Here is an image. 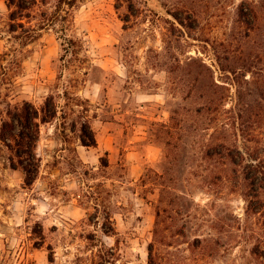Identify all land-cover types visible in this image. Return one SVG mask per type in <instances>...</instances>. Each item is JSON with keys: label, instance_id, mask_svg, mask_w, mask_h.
<instances>
[{"label": "rangeland", "instance_id": "374dc122", "mask_svg": "<svg viewBox=\"0 0 264 264\" xmlns=\"http://www.w3.org/2000/svg\"><path fill=\"white\" fill-rule=\"evenodd\" d=\"M37 1V14L58 2ZM242 1L79 0L66 35L83 50L66 57L53 29L40 32L9 101L40 107L58 94L62 71L69 97L82 103L61 100L66 144L59 122L42 127L31 188L0 144V264H148L156 226V264H264V29L238 22ZM8 16L2 0L0 55L10 44ZM193 60L226 95L214 115L195 114L204 75ZM82 116L96 147H82L70 130ZM170 138L180 141L167 160ZM217 144L235 163L220 147L207 151ZM74 149L96 171L109 153L110 167L89 185L105 189H79ZM82 193L101 195L112 227L90 221Z\"/></svg>", "mask_w": 264, "mask_h": 264}, {"label": "trees", "instance_id": "16d2710c", "mask_svg": "<svg viewBox=\"0 0 264 264\" xmlns=\"http://www.w3.org/2000/svg\"><path fill=\"white\" fill-rule=\"evenodd\" d=\"M78 1L58 0L53 13L41 12L37 14V0H4L9 11L8 32L11 38L9 39V46L0 55V105H4V107L0 106V144L9 153L8 162L10 168L20 170L23 173L26 188H31L36 183L41 172L42 160L38 156L37 148L41 139L42 127L59 122V129L62 135L61 141L66 144L67 135L65 127L70 115L63 111L61 100L68 99V102L72 101L76 107L81 106L79 103H82V100L78 96L69 97L70 94L66 85L64 83L62 84L64 78L62 71L58 75V94L56 96L54 94L47 96L40 107H37L28 100L12 103L9 101V98L11 97V93L17 89V74L22 70L24 60L29 57L30 50H28V46L39 38L42 30L53 29L55 31L60 40L64 57L67 55H76L78 53L77 51L83 50V44L80 40L70 38L66 35L69 9L74 8ZM65 7H67V10L64 9ZM237 14L238 22L246 30H251L256 33L264 29V0L242 1L238 6ZM174 17L177 21L182 22L177 16ZM190 64H198L199 74L204 75V81L202 80L200 88L196 92V98L201 103L195 109V114L200 116L201 113L206 115L218 113L219 108L226 99V95L221 91L223 88L213 81L212 70L205 63L193 60ZM243 67H245V64ZM228 69L223 70L231 72ZM71 111L74 112L72 109ZM87 112L85 110L83 114ZM171 119L176 131H182L184 126L179 120H175L173 113ZM70 130L72 133H77L79 143L82 147L91 148L97 146L95 133L91 128L88 116H82L79 121H74ZM178 141H180L178 138H170V140L165 142V146L168 148L167 160L173 159L169 153H172V150L178 149ZM216 147H220L224 151L226 150L227 158L232 163H235L234 157L230 154L231 151L229 148H226L225 144L208 146L207 151ZM74 155L76 164L72 167V174L79 183V189L84 191L83 186L90 190L94 187L105 189L103 182H98L93 186L89 185L90 182L98 180L101 170H107L110 167L107 159L109 153L106 152L104 157L100 159L101 169L98 171L94 170V168L87 167L79 158L76 149H74ZM164 172L166 174L168 173L166 167ZM100 197L101 195L95 198L94 194L89 196L86 193H82V196L80 195L78 198V202L86 210L94 211L90 215V221H96L102 217L104 227L105 225L112 227L111 212H109L107 204ZM157 217H160L159 211L157 212ZM158 232L159 230L156 226L154 230L155 239L148 246V264H156L157 262V259L154 257V252Z\"/></svg>", "mask_w": 264, "mask_h": 264}, {"label": "crops", "instance_id": "0c3cea01", "mask_svg": "<svg viewBox=\"0 0 264 264\" xmlns=\"http://www.w3.org/2000/svg\"><path fill=\"white\" fill-rule=\"evenodd\" d=\"M1 1H2V0H1ZM1 1H0V2H1Z\"/></svg>", "mask_w": 264, "mask_h": 264}]
</instances>
